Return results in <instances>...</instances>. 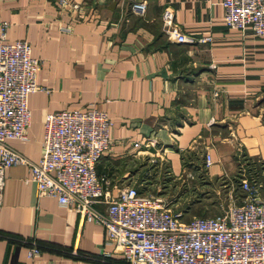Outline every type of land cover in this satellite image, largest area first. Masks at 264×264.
Masks as SVG:
<instances>
[{
  "label": "crops",
  "instance_id": "crops-1",
  "mask_svg": "<svg viewBox=\"0 0 264 264\" xmlns=\"http://www.w3.org/2000/svg\"><path fill=\"white\" fill-rule=\"evenodd\" d=\"M141 1L143 15L132 10ZM221 1L0 0V39L6 22L5 41L27 40L42 61V88L29 97V140L9 144L38 162L47 113L97 108L114 121V145L97 165L114 195L127 185L150 190L163 171L176 175L182 154L203 167L209 153L213 165L206 170L217 178L252 166L263 172L264 36L230 29ZM168 5L194 43L165 34ZM147 137L155 146L139 152L134 143ZM155 153L164 162H154ZM29 177L26 164L7 171L0 264H128L120 253H102V225L39 196ZM33 241L42 254L30 258Z\"/></svg>",
  "mask_w": 264,
  "mask_h": 264
},
{
  "label": "built area",
  "instance_id": "built-area-1",
  "mask_svg": "<svg viewBox=\"0 0 264 264\" xmlns=\"http://www.w3.org/2000/svg\"><path fill=\"white\" fill-rule=\"evenodd\" d=\"M221 2L224 21L230 29L250 30L255 36H264V0ZM146 8V1L132 4V10L139 15ZM162 21L169 39L181 44L194 43V38L175 20L170 5L164 8ZM6 26L4 22L0 39V216L7 171L15 164H26L30 169L29 180L36 183L39 196L54 197L60 204L78 211L82 221L104 227L103 254L120 253L128 264H264L261 184L242 177L241 200H235L220 215L194 216L188 220L163 196L142 192L135 185L124 186L114 195L108 188L109 181L97 172L100 159L114 145L111 135L114 121L103 110L66 109L47 113L38 162L13 148L10 140H29L32 125L29 97L42 88L37 81L42 61L33 56L27 40L6 42ZM210 39L204 37L200 41ZM155 144L152 137H147L143 142L136 141L134 146L144 152ZM212 165L213 159L206 153L203 168ZM31 244L28 257L40 256V245L35 241Z\"/></svg>",
  "mask_w": 264,
  "mask_h": 264
},
{
  "label": "rangeland",
  "instance_id": "rangeland-1",
  "mask_svg": "<svg viewBox=\"0 0 264 264\" xmlns=\"http://www.w3.org/2000/svg\"><path fill=\"white\" fill-rule=\"evenodd\" d=\"M184 159L183 170L170 176L169 171H163L157 180L156 186L140 188L142 192L156 193L167 199L169 205L176 211H182L184 220L194 216H216L224 213L233 206L235 200H241L244 192L240 188V179L247 177L261 184V194H264V165L263 172L258 168L252 170H241L233 176L208 175V171L202 165L194 166L191 163V154H182ZM191 155V156H190ZM153 159H162L157 153L151 156ZM193 157V156H192ZM257 163V167H258ZM164 170V169H163ZM159 173H157L156 177ZM264 197V195H263Z\"/></svg>",
  "mask_w": 264,
  "mask_h": 264
}]
</instances>
